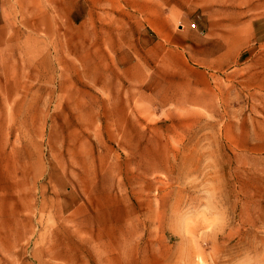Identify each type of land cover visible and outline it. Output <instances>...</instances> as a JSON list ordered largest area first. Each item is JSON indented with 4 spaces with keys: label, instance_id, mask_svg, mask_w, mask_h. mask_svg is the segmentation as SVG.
I'll use <instances>...</instances> for the list:
<instances>
[{
    "label": "rangeland",
    "instance_id": "1",
    "mask_svg": "<svg viewBox=\"0 0 264 264\" xmlns=\"http://www.w3.org/2000/svg\"><path fill=\"white\" fill-rule=\"evenodd\" d=\"M156 1L11 0L0 264H264V0Z\"/></svg>",
    "mask_w": 264,
    "mask_h": 264
},
{
    "label": "crops",
    "instance_id": "2",
    "mask_svg": "<svg viewBox=\"0 0 264 264\" xmlns=\"http://www.w3.org/2000/svg\"><path fill=\"white\" fill-rule=\"evenodd\" d=\"M148 4H152V6L154 7V13L153 14H156V15H161V13L157 12V1L156 0H146ZM154 4V5H153ZM152 7V9H153ZM11 0H0V33L4 34V35H7V32H12V24L13 23V19H12V15H11ZM151 8V7H150ZM151 13H150V16H151ZM148 22H151V23H157V19L156 17H152V18H149V21ZM139 25V23H138ZM11 35V33H10ZM139 35V34H138ZM171 35H174V34H171ZM176 35H180L183 39V42H179L178 44L176 43L177 46H180L183 50H189L192 48V43L194 42H204L205 39H199V36L200 34H198L197 32H194V31H189V30H186V31H182ZM231 35H246L245 34H242V33H233ZM181 41L182 39L179 38ZM200 40V41H198ZM210 54L211 52L208 51V49H204V52H203V55H202V60L205 61L206 63H210L209 61V57H210ZM213 55L214 54V51H213Z\"/></svg>",
    "mask_w": 264,
    "mask_h": 264
},
{
    "label": "built area",
    "instance_id": "3",
    "mask_svg": "<svg viewBox=\"0 0 264 264\" xmlns=\"http://www.w3.org/2000/svg\"><path fill=\"white\" fill-rule=\"evenodd\" d=\"M192 27H194V25H192Z\"/></svg>",
    "mask_w": 264,
    "mask_h": 264
}]
</instances>
